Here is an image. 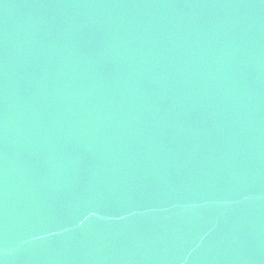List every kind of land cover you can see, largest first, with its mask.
Masks as SVG:
<instances>
[{
  "label": "water",
  "instance_id": "95a60500",
  "mask_svg": "<svg viewBox=\"0 0 264 264\" xmlns=\"http://www.w3.org/2000/svg\"><path fill=\"white\" fill-rule=\"evenodd\" d=\"M0 264H264V0H0Z\"/></svg>",
  "mask_w": 264,
  "mask_h": 264
}]
</instances>
